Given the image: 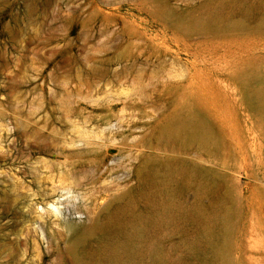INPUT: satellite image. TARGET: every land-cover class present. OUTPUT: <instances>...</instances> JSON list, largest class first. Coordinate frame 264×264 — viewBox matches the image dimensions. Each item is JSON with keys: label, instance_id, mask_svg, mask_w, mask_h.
<instances>
[{"label": "rangeland", "instance_id": "374dc122", "mask_svg": "<svg viewBox=\"0 0 264 264\" xmlns=\"http://www.w3.org/2000/svg\"><path fill=\"white\" fill-rule=\"evenodd\" d=\"M262 88L259 1L0 0V264H264Z\"/></svg>", "mask_w": 264, "mask_h": 264}, {"label": "bare ground", "instance_id": "6f19581e", "mask_svg": "<svg viewBox=\"0 0 264 264\" xmlns=\"http://www.w3.org/2000/svg\"><path fill=\"white\" fill-rule=\"evenodd\" d=\"M254 1H259L260 3L264 4V0H254ZM260 92L259 93L261 96L259 95V93H257V94L259 95V98L261 97V99H262V95L264 97V88L260 89ZM262 118L264 119V113L262 114ZM201 123L202 122L200 119H197L194 117V118H190V119L181 120V121L177 122L176 124L172 125L171 127H172V130H174L175 132H179V135L182 132V134H184L186 137H189V136H192L193 134L197 133L198 126H200ZM205 123H207V122H205ZM210 130L212 132V128ZM210 130H209V132H210ZM171 132L172 131H170V133L168 135H173V134H171ZM198 135H199V137H198L199 140L197 139V141H199L201 146L209 145V144H207L208 141H209V143H211V140L210 139L208 140L207 134H201V132H200V133H198ZM209 135H211V134H209ZM181 137H182V135H181ZM209 138H211V136H209ZM206 183L207 182H206V179L204 177L202 179H200L199 188L202 191L206 190V188H205L207 185ZM125 196H129V192L124 193L123 197H125ZM61 203L62 202L59 200H53L51 202H46L42 206L37 207L38 214L40 216H44V213H47V214H51V215L57 217L59 214L62 213ZM224 210H225V208H224L223 201L220 200V201H217L215 203H212L209 207L205 208L203 211L206 219L210 220L209 223L212 222V223H210L212 225L210 227V232H211L210 234H211L212 238L210 239L211 242H209V244L207 246V255H205L202 258V261L200 264H222L224 261L223 255L225 256V254H224L225 251L223 253V251L221 249V248H223L222 247L223 245H221V247H220V241H222L220 238L221 237V233H220L221 229L219 230V228L217 227L218 225L216 226L215 224H213L215 219L222 218V217L226 218V216H224ZM111 214H113V213H111ZM179 217L181 219L189 220V221H195L198 218L197 212H195V211H189L186 213V215L183 214ZM116 218L117 217L115 214L112 215V219H116ZM228 219L229 218L227 217V220ZM224 222L227 224L226 221L221 222V223H223L222 227H226ZM221 223H220V225H222ZM223 232H224V230H223ZM224 234H223V236H224ZM131 239H132V237H129L125 242H121L116 236H111L110 238H108L105 241V243L107 245L105 253L96 262H93L92 264H115L118 253L121 251H127V249L131 246L130 244L133 243V239H132V241H131Z\"/></svg>", "mask_w": 264, "mask_h": 264}]
</instances>
